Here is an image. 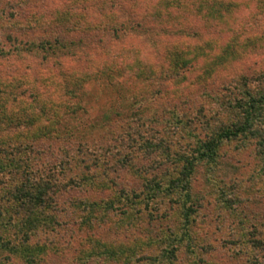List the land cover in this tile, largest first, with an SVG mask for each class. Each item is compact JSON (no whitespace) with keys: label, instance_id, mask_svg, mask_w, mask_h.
<instances>
[{"label":"trees","instance_id":"16d2710c","mask_svg":"<svg viewBox=\"0 0 264 264\" xmlns=\"http://www.w3.org/2000/svg\"><path fill=\"white\" fill-rule=\"evenodd\" d=\"M4 1L6 6L0 10V58L6 63L0 62V264H15L16 259L19 264L44 261L51 245L47 237H37L54 230L56 198L72 189L98 194L72 202L82 214L72 210L77 228L89 229L79 238L76 259L81 264H176L179 245L191 257L186 264H223L204 258L199 253L202 247L196 251L184 236L193 234L201 205L192 193L198 165L214 166L221 148L242 138L258 146L264 170V66L235 67L222 91H212L205 80L215 68H232L237 59H245L242 46L248 37L238 39V22L231 18L238 3L131 0L143 19H153L157 27H169L178 35L165 36L161 51L153 57L135 41L89 51L85 37L96 34L99 25L80 21L83 15H75L72 7L20 17L19 9L29 0ZM71 16L72 30L67 21ZM105 16L111 26L130 28L127 22L114 24L112 13ZM192 25L204 32L192 33L194 41L186 40L192 29L187 27ZM200 35L207 38L200 42ZM92 52L99 58L90 61ZM205 57L210 58V66ZM49 60L48 70L30 69ZM63 61L72 68L55 73L54 65ZM12 63L19 68L14 73L5 70ZM123 76L143 83L135 97L147 101L160 93L157 108L141 103L125 115L109 118L108 135L97 141L82 138L79 148H74L70 145L74 132L59 128L64 113L81 108L88 82L103 79L114 84ZM123 179L140 183L130 188ZM166 204L177 207L180 231L172 230L173 238L166 229L149 241L134 233L139 209L164 210ZM256 229L250 233L246 227V234L239 235L257 252L264 250V235ZM160 243L171 247L168 254L153 252Z\"/></svg>","mask_w":264,"mask_h":264},{"label":"rangeland","instance_id":"374dc122","mask_svg":"<svg viewBox=\"0 0 264 264\" xmlns=\"http://www.w3.org/2000/svg\"><path fill=\"white\" fill-rule=\"evenodd\" d=\"M225 1L238 3L237 13L231 18L236 17V23L238 22L235 24L241 33L238 39L248 37L249 41L242 46L245 52L243 61L237 59L233 64L234 67L226 68L224 66L223 69L217 67L214 69L215 73L209 72L206 75L207 85H211L210 88L214 92L223 90L224 84L228 81L227 77L233 75L235 67L248 64V67L257 69L264 66V0H220L221 3ZM131 4V0H29L23 8L19 9L18 16H28L34 11L45 14L57 8L69 11L72 7L75 15L77 13L83 15L80 21L87 19L99 25L98 32L93 33L89 38L85 37V34H81L89 42V47H87L89 51L100 47H118L135 41V44L155 57L166 42L165 36L169 35L170 39H173L178 35H173L168 30L169 27H157L153 19H143L139 7L133 9ZM5 6V1L0 0V10ZM111 13L114 15L112 18L115 21L114 24L124 23L127 25V22L130 24V28L111 26L109 19L105 16ZM67 21L69 22L68 27L72 30V16ZM187 29L191 30L188 32L189 36L186 40L193 41L196 40L194 37L198 35L197 33L203 30L194 25ZM1 32L0 29V34ZM192 33H196V35L193 34L194 37H190ZM184 36L181 35V39ZM206 38L207 36L200 35L198 40L201 42ZM200 42L197 43L201 44ZM99 55V53H89L88 59L90 58L91 61L92 58H99ZM3 60L0 58V62ZM207 61L210 66L209 57ZM50 63V60L44 63L37 62L33 66L31 65L30 69L34 70L35 66L42 71L48 70ZM211 63H215L214 60ZM201 64L205 69L204 61ZM4 65L6 63L3 61L2 66ZM53 68L55 73H58L60 70L66 72L72 66L68 67L63 61L62 65H54ZM17 69L19 68L13 66L12 63V66H7L5 70L14 73ZM0 70L3 72V69L0 68ZM25 79L28 80V77ZM142 85L143 83L139 80L124 76L119 77L114 84L103 79L88 82L85 85L86 93L82 96L81 108L74 113L65 112L60 122L61 130L69 129L74 132L76 138L74 142L70 140V145L79 148L78 143L86 137L96 141L101 140L102 137L109 134V118L116 117L118 114L125 115L140 106L141 103L145 105L150 102V105H154L152 107L157 108V102L161 100L160 93L152 94V97L147 101L140 96L135 97L136 94L139 95L138 91ZM230 90L235 92L233 89ZM155 127L158 130L161 128L156 125ZM60 140L54 143L55 147ZM67 142L65 141V143ZM206 166L198 165L192 178V193L198 198L201 205L199 214L195 215L192 226L193 234L190 232L184 236V239H187L186 242L196 251H198L197 248L202 247L203 253H199L207 260H218L223 264H264V250L256 252L250 245L245 244L242 236L239 235V232L244 233L246 227L251 230L250 233L255 227L257 231L261 229L264 235V170L262 169V157L258 154V146L252 140L234 139L221 148L218 161L214 166ZM124 182L130 188H137L140 183L136 179H128ZM85 197L94 199L98 197V194L82 191V189L60 192L56 198L54 230L42 232L37 237L39 240H44V236L47 237L51 245L49 253L40 264H81L76 259L81 245L79 238L87 235L89 229L88 226L77 228L74 212L82 214L81 211L74 210L72 202L75 203L79 198ZM165 206L167 207L164 210H152V212L147 206L142 210L139 209L138 227L134 233L145 236L146 241H149L158 233V230L166 229L165 231L169 232L167 233L169 238H173L174 233L170 232L176 227L177 231H180L176 214L177 207L176 204H166ZM127 232L129 235L132 233V231ZM244 239H246L245 236ZM176 248H178V250L175 249L178 255L176 264H186L191 257L188 256L183 245L176 246ZM152 249L153 252L162 250L163 254H168L171 247L160 243ZM20 262L16 259L15 264ZM91 262L86 264H91Z\"/></svg>","mask_w":264,"mask_h":264}]
</instances>
